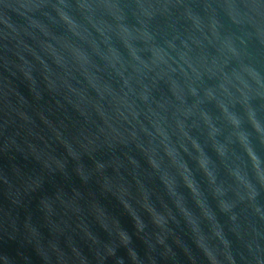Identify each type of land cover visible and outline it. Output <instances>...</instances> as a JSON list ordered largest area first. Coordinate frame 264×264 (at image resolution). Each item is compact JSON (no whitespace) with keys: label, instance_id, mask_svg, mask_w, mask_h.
Listing matches in <instances>:
<instances>
[{"label":"water","instance_id":"water-1","mask_svg":"<svg viewBox=\"0 0 264 264\" xmlns=\"http://www.w3.org/2000/svg\"><path fill=\"white\" fill-rule=\"evenodd\" d=\"M0 264H264V0H0Z\"/></svg>","mask_w":264,"mask_h":264}]
</instances>
